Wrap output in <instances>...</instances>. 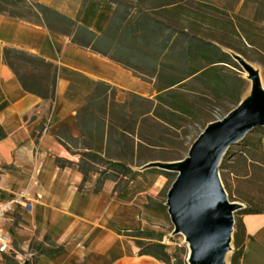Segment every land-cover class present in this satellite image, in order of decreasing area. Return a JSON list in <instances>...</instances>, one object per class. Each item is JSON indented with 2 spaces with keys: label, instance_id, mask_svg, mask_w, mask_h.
Segmentation results:
<instances>
[{
  "label": "trees",
  "instance_id": "1",
  "mask_svg": "<svg viewBox=\"0 0 264 264\" xmlns=\"http://www.w3.org/2000/svg\"><path fill=\"white\" fill-rule=\"evenodd\" d=\"M110 1L117 5L115 14L105 32L97 34L77 20L41 3L29 0H0V14L45 26L52 32L70 37L72 43L80 48L115 60L144 80L152 78L156 80L158 95L155 100L132 96L145 101L147 107L135 111L133 104L129 109V118L125 119L122 125L113 121L116 111L112 108L117 104L126 107V103H119L116 100L117 104L110 103L107 97L101 98L100 95L89 93L91 100L88 103L75 104L81 131L80 137L85 138V129L89 131L82 149L75 147L77 148L75 150L72 143H78L80 137H73L66 129H63V137L56 135L71 154L80 155L78 162L57 158V165L61 168L69 167L80 171L83 174L80 189L88 193L100 192L106 180L116 183L114 189L116 192L126 189L140 173L134 171L131 164L124 162L123 159L129 156L137 159L143 151L156 153L158 150H167L168 145L156 141L155 130L162 129L166 135L173 136L174 132L182 128L179 125L180 122L194 116L193 100L207 97L209 93L217 96L224 92L232 96L227 81L222 77V72L226 65L235 61L230 53L222 49V46L234 49L248 58L247 46L258 47L256 39H263L264 27L258 26L254 20L230 15L215 7L210 0H196V4L195 0ZM244 1H251L259 6L257 18L264 16V0ZM204 37L212 40H206ZM13 59L34 64L45 70L52 89L47 85L41 90L35 89L20 74ZM4 60L13 70L24 90L44 99L55 98L57 81L60 77L67 79L70 83L65 97L71 104H74L72 98L76 95L79 81L98 85L102 94H107L109 89L115 91V96L117 93L105 82L91 80L81 73L14 47L4 49ZM6 105L7 102L0 103V110ZM123 115H127L126 112H123ZM257 130L264 132V127ZM6 137L7 133L0 125V141ZM165 138L161 137L160 141H164ZM243 143L245 148L240 155L244 166L243 179L246 180L245 183L258 188L256 193L246 194L241 187L232 191L224 174L220 173L230 201H239L245 205L236 212L233 240L235 250L231 257V264H241L246 239L243 217L264 213V136H249L243 139ZM115 147L119 148L118 152L115 151ZM118 155L120 157H117ZM227 155L228 153L221 163V170L227 168ZM181 159L183 158L171 161ZM156 160L160 159H150L149 162ZM90 164L95 166L107 164L105 171L97 172L100 177L97 186L93 189L86 187L89 174L93 172L87 169ZM109 170L112 174L108 173ZM159 173L172 176V173L166 171H159ZM175 178L176 176L171 184ZM163 194L161 192V195ZM149 206V203L146 204L144 209H148ZM127 235L138 246L140 255L151 256L172 264V256L168 253L166 245L160 238L153 237L155 234L141 230ZM142 235L150 239L148 243H143ZM5 260L7 264H19L12 257L5 256ZM178 264H183V261H179Z\"/></svg>",
  "mask_w": 264,
  "mask_h": 264
},
{
  "label": "crops",
  "instance_id": "2",
  "mask_svg": "<svg viewBox=\"0 0 264 264\" xmlns=\"http://www.w3.org/2000/svg\"><path fill=\"white\" fill-rule=\"evenodd\" d=\"M60 13L103 34L117 5L110 0H29ZM14 47L41 56L59 66L105 82L116 90L115 99L126 103L132 96L155 100L156 80H144L115 60L80 48L71 38L47 27L0 14V125L7 137L0 141V192L13 198L30 190L26 203L15 205L1 229L11 236L10 254L16 247L37 256L34 264H161L140 255L128 233L141 231V210L150 195L165 184L162 175L140 168V175L121 192L106 180L98 193L80 189L83 174L75 168H61L57 158L74 162L54 135L63 125L79 138L76 107L67 102L69 81L60 77L46 128L41 114L46 100L27 92L4 60V48ZM162 161V160H156ZM37 181L32 186L34 169ZM7 201V200H6ZM5 200L0 199V204ZM246 239L241 264H264V213L245 215ZM0 253V264H7ZM19 264L21 256H16Z\"/></svg>",
  "mask_w": 264,
  "mask_h": 264
},
{
  "label": "rangeland",
  "instance_id": "3",
  "mask_svg": "<svg viewBox=\"0 0 264 264\" xmlns=\"http://www.w3.org/2000/svg\"><path fill=\"white\" fill-rule=\"evenodd\" d=\"M210 1L215 7L228 12L230 15H239L249 20H254L258 26L264 27V16L261 18H257L259 12L258 11L259 6L254 2L251 1L247 2L244 0H210ZM194 3L196 4V0L194 1ZM195 4L194 6H196ZM204 32L209 33V31L207 30H205ZM262 37H263L262 40L256 39L258 47L247 46L249 48L248 58L244 57L234 49L222 46V49L230 53L232 59H234L236 63V64L231 63L226 65L223 68V72H222V77L227 81L231 90L230 92H232V96H228L224 92L219 93L217 96H214L209 93L207 97H200L195 101L193 100V103L195 105L194 116H192L190 119L186 121L180 122L179 125L182 128H180L177 132H174L173 136L166 135L162 131V129L155 130L154 136L156 137V141H158L159 143L163 142L165 145H168L169 147L167 150H158V152L156 153L143 151L142 153H140L137 159H134L131 156H129L127 157V159H123V161L130 163L134 171H139V169L144 164L149 162L150 159L157 158L160 160L162 159V161L167 160L163 162H171V160L173 159L184 158L185 156H187L193 142L198 138V136L203 132L205 127L210 122L222 119L227 114V112H229L230 110L234 109L237 106L239 101L251 97L252 81L249 78L248 73L237 62L236 58L239 59L240 58L239 55H241L244 59H246L258 71L261 79V84L264 89V30L262 31ZM204 38L206 40L210 39L208 37H204ZM13 60L20 74H22L35 89L41 90L42 88L46 87V85L47 87L52 89V86L48 81L49 76L45 72V70L35 66L34 64H28L22 60H18V59H13ZM169 60L171 61V59ZM73 93L75 94V92ZM89 93L100 95L101 98L107 97L110 103L117 104V102L115 101L116 99H115L114 90L109 89L107 91V94H102V90L98 85L88 84L79 81L76 87V95L75 97L72 98L74 103L73 105L75 106V104L77 103H79V105L82 104L85 105L86 103H88V101L91 100ZM40 98L44 99L42 97ZM44 100H46V104L43 107V110L41 111V114L44 116L43 118L44 120L41 124V128L43 129L46 128V125L48 123L47 120L51 114V109L53 107L55 98L54 99L45 98ZM123 106L124 105L122 104H117V106L112 108L114 111H116V113L113 116L114 119L113 121L119 125H122L124 123V120L129 118L130 107L133 106L134 107L133 109L135 111H139L146 108L147 103L141 99L130 97L129 100L126 101V107ZM122 111L126 112L127 115L124 116ZM63 129H66L65 127H63V125H56L55 129L53 130L54 135L56 136L58 134L63 137ZM257 129L249 133L246 137L249 136L260 137L261 135L264 136V132L263 131L259 132ZM66 130L68 131V129ZM84 133H86L85 138L80 137L78 143H72L74 148L77 147L79 150L82 149L84 141L87 140L89 131L85 129ZM161 137H166V138L169 137L167 138V140L169 141L167 142L166 138L164 139V141H160L162 140ZM77 148H75V150ZM243 148H245L243 140L240 143L235 144L229 148L227 152L228 155L226 158L227 168L222 170L220 169V173L224 174L225 179L230 185L232 191H236L239 187H241L244 193L253 194L256 193L258 188L252 187L247 182L245 183L246 180L243 179L244 166L242 160L240 159V155H242L244 151ZM115 151L118 152L119 148L115 147ZM114 157H116L115 154ZM117 157L120 156L118 155ZM106 168H107V164H102V165L100 164L96 166L90 164V166L87 167V169H91L93 172L89 174V182L86 183V187L89 189L95 188L98 184L100 177L97 174V172L105 171ZM150 171L155 175H162L166 179V181L165 184L163 185V188L157 194L148 196L146 204L149 203L150 206L148 209H144L143 207L141 210V220H142L141 230L149 231L155 234V236L153 237L160 238L162 240L161 242L166 245L168 253L172 256V264H178L179 261H183V264H188V256L190 253L189 244L186 241L184 235L174 234L173 232L174 225L168 213V207L165 204L167 201L166 191L171 186L172 179H174L176 173L170 172L172 173V176H167L166 174L159 173V171H165V170L155 167L151 168ZM94 172H96V174H94ZM108 173L112 174L110 170L108 171ZM37 174H38V169L35 168L33 171V175L31 177L32 179L31 187H34L35 185L34 182L37 181ZM249 176H251V174ZM239 184L241 185L239 186ZM161 192H163L164 194L161 195ZM20 193H25L27 196H29L30 190H28V188L26 187L22 189ZM0 199L5 200V202H9L12 200V198H9L8 195L2 192H0ZM232 202H239V201H232ZM236 217H237V213L235 212V222L237 219ZM142 236H143L142 237L143 243L145 244L148 243L150 239L147 238L145 235ZM128 239L131 240L134 243V245L138 248V246L135 244L132 238L131 239L128 238ZM233 240H234V233L231 243L232 250L228 252L225 256V260H224L225 264H231L230 263L231 257L235 250ZM4 256L12 257L15 259L16 256H21L23 264H34L35 261L37 260V256L32 254L31 251H29V249H22L19 247H16L13 251H11L10 254H5ZM159 262L161 264H167L162 261Z\"/></svg>",
  "mask_w": 264,
  "mask_h": 264
},
{
  "label": "water",
  "instance_id": "4",
  "mask_svg": "<svg viewBox=\"0 0 264 264\" xmlns=\"http://www.w3.org/2000/svg\"><path fill=\"white\" fill-rule=\"evenodd\" d=\"M237 62L252 81L251 97L242 100L222 119L210 122L181 160L149 162L142 168L176 173L166 206L174 234L185 236L188 264H225L232 250L235 212L245 207L232 202L220 175L229 148L264 127V89L258 71L241 55Z\"/></svg>",
  "mask_w": 264,
  "mask_h": 264
},
{
  "label": "built area",
  "instance_id": "5",
  "mask_svg": "<svg viewBox=\"0 0 264 264\" xmlns=\"http://www.w3.org/2000/svg\"><path fill=\"white\" fill-rule=\"evenodd\" d=\"M26 196L27 195L25 193H18L12 198L11 201L0 204V225L8 218L9 213L14 209L15 205L26 203ZM11 245V236L4 232L0 226V253H8Z\"/></svg>",
  "mask_w": 264,
  "mask_h": 264
}]
</instances>
